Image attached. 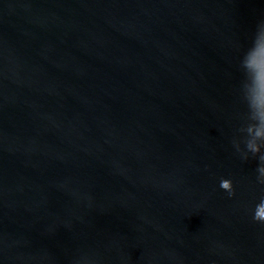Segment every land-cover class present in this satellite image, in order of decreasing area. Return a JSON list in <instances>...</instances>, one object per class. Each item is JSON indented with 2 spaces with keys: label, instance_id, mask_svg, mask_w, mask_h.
Masks as SVG:
<instances>
[{
  "label": "water",
  "instance_id": "1",
  "mask_svg": "<svg viewBox=\"0 0 264 264\" xmlns=\"http://www.w3.org/2000/svg\"><path fill=\"white\" fill-rule=\"evenodd\" d=\"M262 27L264 0H0V264H264Z\"/></svg>",
  "mask_w": 264,
  "mask_h": 264
},
{
  "label": "clouds",
  "instance_id": "2",
  "mask_svg": "<svg viewBox=\"0 0 264 264\" xmlns=\"http://www.w3.org/2000/svg\"><path fill=\"white\" fill-rule=\"evenodd\" d=\"M262 36H264V27H262L260 31L257 33L258 39ZM253 47H255V41ZM251 51L252 49H249L248 52L245 53V58L242 61V65L244 67V78H245V83L243 86V95L245 102L249 106L251 119L255 122L254 123L255 139L253 140H259V139H264V106H260L255 103V93L258 89L257 72L255 69L249 68L247 62V57ZM251 141L249 142L248 145L249 148ZM261 171L264 172V169H261Z\"/></svg>",
  "mask_w": 264,
  "mask_h": 264
}]
</instances>
